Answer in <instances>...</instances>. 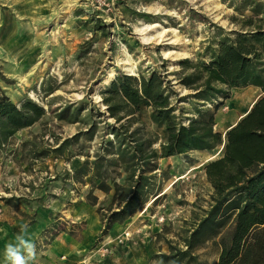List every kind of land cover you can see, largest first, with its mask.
<instances>
[{"label": "rangeland", "instance_id": "obj_1", "mask_svg": "<svg viewBox=\"0 0 264 264\" xmlns=\"http://www.w3.org/2000/svg\"><path fill=\"white\" fill-rule=\"evenodd\" d=\"M257 25L264 0H0V97L43 110L0 143V211L29 225L46 214L37 254L55 241L56 263L132 264L138 253L149 264H217L211 240L187 242L212 204L203 167L222 153L223 124L212 150L159 158L162 124L148 110L116 120L104 95L117 77L156 73L175 122L215 105L214 119L228 120L230 103L248 94L249 110L261 90L208 103L195 98L199 78L184 81L222 39Z\"/></svg>", "mask_w": 264, "mask_h": 264}, {"label": "trees", "instance_id": "obj_2", "mask_svg": "<svg viewBox=\"0 0 264 264\" xmlns=\"http://www.w3.org/2000/svg\"><path fill=\"white\" fill-rule=\"evenodd\" d=\"M196 68L200 69L197 75H189V83L185 80L184 84L192 88L196 77L201 80L197 87L193 86L198 100L211 103L217 96L226 99L230 89L246 86L259 88L263 94L224 133L220 157L203 167L212 188V204L191 233L187 246L211 240L218 249L217 264H264V27L257 25L237 35L232 43L222 39L209 62L197 64ZM104 96L116 120L120 110L127 115L148 110L151 120L162 124L165 140L159 158L193 150L209 151L223 142L221 133L213 130L217 105L213 110L197 109V117L186 125L175 122L163 79L156 73L139 80L117 77ZM42 114L43 110L31 102L16 108L0 97V143ZM132 206L128 201L123 209L110 215L108 224Z\"/></svg>", "mask_w": 264, "mask_h": 264}, {"label": "crops", "instance_id": "obj_3", "mask_svg": "<svg viewBox=\"0 0 264 264\" xmlns=\"http://www.w3.org/2000/svg\"><path fill=\"white\" fill-rule=\"evenodd\" d=\"M247 99H249L248 94H246L241 99L242 101L240 103L236 101V106H233L235 103L233 105L232 103H230L231 110H229V112L227 113V115L230 116L228 120H224L222 118L218 119V116L216 117L215 122H217V124H223L224 132L235 125L236 122L246 114L248 109H245L244 106L248 101ZM217 132L220 131L217 130ZM46 218V214L42 211L41 213H39V218L34 222V224H25L22 218H19L17 216L12 217V214L8 213L7 209L3 207L0 211V264H6L3 256L4 249L9 242L15 243V236L20 231L21 227L24 225L28 226V234L33 240V238L42 230L44 222H46ZM149 242L145 243V245L149 244ZM56 251H58V249L56 248L55 241H52L49 245H47L45 252L42 253L43 256H41V254H36V259L33 264H88L89 262L87 261V259L85 260V263H83L84 261L76 262L75 258L72 260L69 259L67 263L65 261L56 263ZM132 259V264H149L145 255L143 256L137 253V255Z\"/></svg>", "mask_w": 264, "mask_h": 264}, {"label": "clouds", "instance_id": "obj_4", "mask_svg": "<svg viewBox=\"0 0 264 264\" xmlns=\"http://www.w3.org/2000/svg\"><path fill=\"white\" fill-rule=\"evenodd\" d=\"M36 254V244L28 234V226L24 225L16 234L15 243L6 245L3 256L6 264H33Z\"/></svg>", "mask_w": 264, "mask_h": 264}]
</instances>
